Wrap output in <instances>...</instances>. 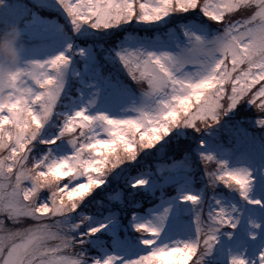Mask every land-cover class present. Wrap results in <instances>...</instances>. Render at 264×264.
<instances>
[{
  "label": "snow or ice",
  "instance_id": "snow-or-ice-1",
  "mask_svg": "<svg viewBox=\"0 0 264 264\" xmlns=\"http://www.w3.org/2000/svg\"><path fill=\"white\" fill-rule=\"evenodd\" d=\"M33 3L62 17L55 34L65 42L49 58L26 60L22 94L0 102V264H203L217 234L237 227L235 207L180 192L179 203L192 207V237L166 239L168 207L140 222L137 206L116 194L99 212L111 213L119 235L129 207L140 251L100 258L86 246H102L113 220L93 223V194L116 169L133 192L147 189L149 180L130 171L141 153L182 150L185 130L199 133L243 106L264 128V0ZM199 159L209 188L261 205L248 199L247 170H229L212 154Z\"/></svg>",
  "mask_w": 264,
  "mask_h": 264
},
{
  "label": "rangeland",
  "instance_id": "rangeland-1",
  "mask_svg": "<svg viewBox=\"0 0 264 264\" xmlns=\"http://www.w3.org/2000/svg\"><path fill=\"white\" fill-rule=\"evenodd\" d=\"M28 3L34 5L33 0L0 1V30L11 25L17 26L24 47L23 59L42 61L57 52L65 42L64 37L55 34V28L61 22L55 18H41L31 11ZM98 107L105 106L101 103ZM111 114L116 115L118 111L112 107ZM257 115L255 108L243 106L224 117L219 124L199 133L185 130V135L181 137L184 141L182 150L168 149L162 153L153 150L151 156H142L141 153L139 163L143 162L144 166L136 168L137 171L132 174L148 179L147 189L133 192L128 187L130 176L121 169L111 172L105 178L106 184L93 194L97 201L93 223L113 220V224L105 230L102 246H86L88 255L100 258L108 254L131 256L140 251L138 234L131 231V217L127 216L129 207L120 213L126 228L119 235L111 213L99 212L101 208L109 209V197L116 194L126 206H137L136 216L140 222L153 219L168 207L169 216L162 235L166 239H190L192 207L180 204L178 198L180 192L190 191L196 195L202 193L206 206L214 198L229 211L233 207L237 210L233 214L238 222L237 227L235 230L222 229L217 234V243L211 253L204 257L203 264H229L232 256H241L246 264H259V256L264 251V128L256 126ZM200 153L212 154L217 160L226 161L229 170H247L252 181L248 199L259 200L261 205H249L236 192L220 185L215 189L209 188L199 159ZM174 155L177 158L170 160ZM158 167L163 168L160 174L157 173ZM214 168L215 165L208 164L209 170ZM111 207L116 208L118 205L113 204ZM253 224L259 227L253 228ZM250 236H255V239Z\"/></svg>",
  "mask_w": 264,
  "mask_h": 264
},
{
  "label": "clouds",
  "instance_id": "clouds-1",
  "mask_svg": "<svg viewBox=\"0 0 264 264\" xmlns=\"http://www.w3.org/2000/svg\"><path fill=\"white\" fill-rule=\"evenodd\" d=\"M21 40V32L15 25L0 30V102L10 94L15 97L22 94V72L27 61L23 59Z\"/></svg>",
  "mask_w": 264,
  "mask_h": 264
},
{
  "label": "trees",
  "instance_id": "trees-1",
  "mask_svg": "<svg viewBox=\"0 0 264 264\" xmlns=\"http://www.w3.org/2000/svg\"><path fill=\"white\" fill-rule=\"evenodd\" d=\"M0 1L5 2V1H10V0H0ZM28 4L32 8L31 11L35 12L41 18H46V19L47 18H55V19H58V21L62 22V17H60L59 14L56 13L54 10H52V9H43V10L36 9L33 4H30V3H28ZM189 134H191V133H189ZM175 158H177V157L174 155L170 160H173ZM143 166H144L143 162L137 163L134 167L133 166L131 167L130 171H131V173L136 172L137 171L136 168H142ZM123 168H125V166H123Z\"/></svg>",
  "mask_w": 264,
  "mask_h": 264
}]
</instances>
